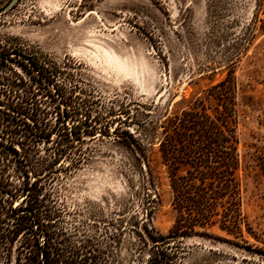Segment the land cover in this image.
I'll return each mask as SVG.
<instances>
[{"label": "rangeland", "instance_id": "rangeland-1", "mask_svg": "<svg viewBox=\"0 0 264 264\" xmlns=\"http://www.w3.org/2000/svg\"><path fill=\"white\" fill-rule=\"evenodd\" d=\"M10 1L0 0V9ZM262 20L264 0H20L0 15V141L45 154V142L32 137L35 120L47 109L55 122L64 104L47 93L34 64L66 88L81 124L91 116V133L77 144L86 159L51 187L61 226L103 250L99 264H145L157 248L150 236L169 235L176 211L161 126L223 79L231 62L243 211L253 234L213 229L171 247L182 248L177 264H264V176L255 161L264 150ZM19 245H0V264H17Z\"/></svg>", "mask_w": 264, "mask_h": 264}, {"label": "trees", "instance_id": "trees-1", "mask_svg": "<svg viewBox=\"0 0 264 264\" xmlns=\"http://www.w3.org/2000/svg\"><path fill=\"white\" fill-rule=\"evenodd\" d=\"M245 48H238V52ZM234 65L229 63L223 79L208 86L179 113L167 116L161 126L159 153L167 169L176 218L168 236H150L157 248L145 264H177L182 248L171 245L180 238L208 235L213 229L242 239L246 233L253 234L243 211L239 177ZM34 68L45 82L47 93L59 98L64 108L55 122H50L47 109L41 110L42 119L35 120L39 131L31 135L45 142V154L36 150V145L26 150L17 148L13 140L1 136L0 245L20 243L22 257L17 264H99L103 250L89 240L75 239L61 226L59 202L53 200L51 187L59 182L63 171L86 159L85 154L77 153V144L84 139L82 132L91 133L87 122L91 116L81 124L78 117L82 110L65 94L66 88L58 87L39 64ZM49 86L57 88L55 94L48 92ZM77 119L79 124L69 128L68 121L77 123ZM141 155L146 164L148 156ZM255 161L264 176V150L257 152Z\"/></svg>", "mask_w": 264, "mask_h": 264}, {"label": "water", "instance_id": "water-1", "mask_svg": "<svg viewBox=\"0 0 264 264\" xmlns=\"http://www.w3.org/2000/svg\"><path fill=\"white\" fill-rule=\"evenodd\" d=\"M20 0H11L5 7L0 9V15L8 13L10 10H12L16 4H18Z\"/></svg>", "mask_w": 264, "mask_h": 264}]
</instances>
